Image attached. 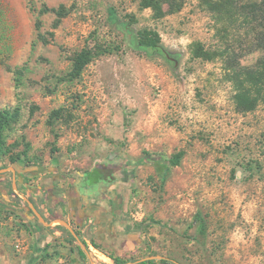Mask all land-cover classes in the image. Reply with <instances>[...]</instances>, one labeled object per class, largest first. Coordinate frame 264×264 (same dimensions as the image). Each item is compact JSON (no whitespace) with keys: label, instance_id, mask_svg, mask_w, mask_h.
Returning a JSON list of instances; mask_svg holds the SVG:
<instances>
[{"label":"rangeland","instance_id":"rangeland-1","mask_svg":"<svg viewBox=\"0 0 264 264\" xmlns=\"http://www.w3.org/2000/svg\"><path fill=\"white\" fill-rule=\"evenodd\" d=\"M200 1L155 18L141 0H0V110L18 111L4 133L6 189L17 162L57 158L67 180L100 166L127 220L143 225L122 264H264V104L237 111L221 62L192 57L196 42L222 45ZM61 6L60 21L45 11ZM143 30L157 34L158 52L136 46ZM83 52L91 59L75 75ZM179 151V165L164 163ZM78 233L64 228L74 243L26 264H114Z\"/></svg>","mask_w":264,"mask_h":264},{"label":"crops","instance_id":"crops-1","mask_svg":"<svg viewBox=\"0 0 264 264\" xmlns=\"http://www.w3.org/2000/svg\"><path fill=\"white\" fill-rule=\"evenodd\" d=\"M59 168L57 158L25 167L19 163L10 172V192L0 170V264H26L30 257L36 258L34 262L50 259L58 248L66 249L63 228L94 235L115 257L134 254L138 228L126 218L120 188L104 172L95 170L100 167L77 173L71 180ZM99 173L101 179L92 182ZM58 221L70 228L56 224ZM16 238H21V244ZM16 245L21 249H15ZM42 251L44 255L39 256Z\"/></svg>","mask_w":264,"mask_h":264},{"label":"trees","instance_id":"trees-1","mask_svg":"<svg viewBox=\"0 0 264 264\" xmlns=\"http://www.w3.org/2000/svg\"><path fill=\"white\" fill-rule=\"evenodd\" d=\"M182 1L141 0L140 7L150 9L155 18H161L167 13L174 14L180 11L183 4ZM200 6L219 26L217 32L222 45L218 48L210 49L205 48L202 43L196 42L191 47L192 57L205 61L219 60L224 75L233 88V101L236 110L242 113L253 111L258 105L264 104V0H201ZM45 11L54 13L58 21L67 14L63 6L58 9H45ZM39 37L41 42L47 43L48 40L43 36ZM137 41L136 46L138 48L146 52H158L156 43L159 42V38L154 32L139 31ZM252 52H260L261 55L253 65H242L240 62L241 58L245 54ZM90 59L89 52L81 53L74 62L73 73L79 75ZM17 117V110H0V169L5 168L2 166V159L6 155L4 133L10 123L14 122ZM145 155L147 158L148 154ZM183 156L184 151H179L165 160L164 163L177 166ZM146 158H141L139 161L149 162L150 159H154L148 157L147 160ZM15 162V160H11V164ZM19 163L21 162H17V164ZM166 165H164V171L160 173L159 178L161 180L164 179ZM95 170L100 173L103 172L100 168H95ZM100 173L92 178V182L101 179ZM194 222L196 223V233L200 237H205L207 231L206 221L200 212L194 215ZM142 226V224L138 225V230H141ZM66 243L70 245L74 243V239L70 236ZM91 245L101 252L99 246L93 241H91ZM85 246L88 247L86 243ZM109 257L114 264L125 262L124 259L113 255ZM140 264L147 263L143 262Z\"/></svg>","mask_w":264,"mask_h":264},{"label":"water","instance_id":"water-1","mask_svg":"<svg viewBox=\"0 0 264 264\" xmlns=\"http://www.w3.org/2000/svg\"><path fill=\"white\" fill-rule=\"evenodd\" d=\"M36 216H37V218H38L39 220H41V221L43 222L41 216H40L38 213H36ZM56 224H60V225H62V226H64V227L68 228L67 225H66L64 222H62V221H58ZM75 238H76V240H78L77 237H75Z\"/></svg>","mask_w":264,"mask_h":264},{"label":"built area","instance_id":"built-area-1","mask_svg":"<svg viewBox=\"0 0 264 264\" xmlns=\"http://www.w3.org/2000/svg\"><path fill=\"white\" fill-rule=\"evenodd\" d=\"M89 246H90V245H89ZM91 246H92V245H91ZM91 248L93 249V252H95V253H98V252H99V250L96 249L95 247L92 246ZM15 249H17V250H18V249H21V248H20V245H16V246H15Z\"/></svg>","mask_w":264,"mask_h":264}]
</instances>
